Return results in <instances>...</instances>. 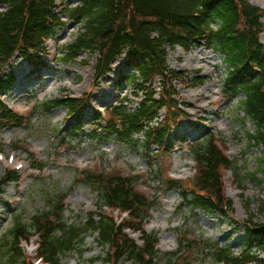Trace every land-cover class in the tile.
Segmentation results:
<instances>
[{
    "label": "trees",
    "instance_id": "1",
    "mask_svg": "<svg viewBox=\"0 0 264 264\" xmlns=\"http://www.w3.org/2000/svg\"><path fill=\"white\" fill-rule=\"evenodd\" d=\"M53 6L54 0H0V7H5L0 11V97L13 86L14 77L4 72L16 55L34 68L43 65L46 41L63 26L51 14ZM67 16L80 24L81 31L76 41L66 47L67 61L85 52L97 54L96 79H100L110 72L113 61L127 51L123 67L132 71L131 80L121 74L120 81L145 92L134 110L118 107L112 109L104 121L98 118L103 133L133 147H143L149 158L154 149L165 151L172 140L177 141L173 129L187 114L175 99L172 83L191 88L201 87L203 83L199 78L189 79L185 73L168 69L166 49L180 47L188 52L204 47L222 60L223 99L232 103L239 98L240 112L255 127L254 134L249 135L250 141L264 151V46L260 44L264 10L250 5L247 0H82L81 7L70 9ZM156 79L161 83L157 99L150 87ZM84 99L56 100L47 103L46 111L65 107L69 112L67 121L76 122V108ZM161 111H164V119L150 127ZM24 125V118L9 111L0 101V131ZM74 127L81 132L80 123L76 122ZM138 135H142L143 141L135 138ZM189 151L196 167L194 177L182 185L171 180L168 190L178 191L182 204L192 213L223 216L231 203L224 196L221 173L229 169L230 163L221 144L206 131L190 145ZM258 164V173L248 175V180L264 187V155ZM4 179L5 183L17 180L12 173ZM80 181L97 195L98 211L118 210L127 213L129 221L118 224L111 215L91 213L80 225H72L62 220L63 199L51 202L45 213L32 217L30 227L20 222L13 226L9 241L0 244V255H4L2 264H26L18 245L33 233L40 238L39 255L50 264H60V257L72 252L76 244H82L87 235H96L97 246L106 250L107 264L124 260L130 264H155L157 235L143 231L153 205L136 190L134 177H104L84 172L80 174ZM126 229L141 233L140 246L125 233ZM246 232L249 249L239 254L204 240L200 251L214 264H264V259L251 251L254 248L264 254V223L252 224ZM177 238V250L166 255L167 264H187L189 253L193 255L196 241L182 233H178Z\"/></svg>",
    "mask_w": 264,
    "mask_h": 264
},
{
    "label": "rangeland",
    "instance_id": "2",
    "mask_svg": "<svg viewBox=\"0 0 264 264\" xmlns=\"http://www.w3.org/2000/svg\"><path fill=\"white\" fill-rule=\"evenodd\" d=\"M248 2L264 9V0ZM62 7L57 0V10L61 11L65 26L46 42L44 67L34 69L18 55L10 71H5L13 73L14 85L2 101L21 115L26 124L0 131V154L5 158L13 154L16 158L12 165L0 163V182L16 172L15 163L23 165L16 174L17 182L0 186V244L9 241V232L16 223L30 227L32 217L45 213L51 202L64 199L62 220L72 225H80L90 213L102 214L104 210L96 208L97 195L80 181V174L94 172L104 177H134L136 190L154 206L144 231L158 235L156 264H166V255L177 249L178 233L196 241L187 264H214L200 251L203 240L239 254L246 245L245 226L264 223V187L248 180V175L258 173V161L264 152L250 141L249 135L254 134L255 127L240 112L239 98L228 103L221 95L225 79L221 58L203 47L188 52L179 47L166 49L169 69L204 82L200 88L174 83L178 101L191 107L186 109L188 120L199 122L192 129L187 121L180 120L175 132L180 140L193 143L206 129L216 137L222 152L229 158L231 169L221 174L225 197L232 206L223 217L192 213L184 207L178 192L167 190L170 180L180 181L182 185L194 177L196 167L189 147L173 142L166 151H156L149 158L143 147L125 144L99 129L102 124L96 119L97 115L107 116L113 107L123 105L134 110L144 94H136L137 88L132 86L117 84L122 71L129 81L131 78L130 71L122 68L126 51L113 62L110 74L100 80L95 78L97 54L85 52L67 61L66 47L76 41L81 31L80 24L67 19L69 6L64 10ZM260 39L264 44V35ZM153 87L158 90V80ZM82 97L85 99L76 112L77 123L81 122L84 133L66 120L67 108L46 111L47 103ZM163 117L160 113L159 119ZM137 139L142 141V137ZM39 167L44 169L32 170ZM104 213L107 215L110 211ZM114 216L119 218L117 214ZM133 238L140 245L139 236ZM32 242L37 243V240ZM22 247L26 264H36V252H26L28 248L24 244ZM72 250L62 257L60 264H106V250L97 246L96 235H87L82 244H76ZM3 256L0 255V264Z\"/></svg>",
    "mask_w": 264,
    "mask_h": 264
}]
</instances>
